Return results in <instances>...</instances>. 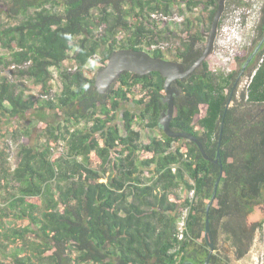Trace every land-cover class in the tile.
<instances>
[{
    "label": "trees",
    "instance_id": "obj_1",
    "mask_svg": "<svg viewBox=\"0 0 264 264\" xmlns=\"http://www.w3.org/2000/svg\"><path fill=\"white\" fill-rule=\"evenodd\" d=\"M181 1L189 9L212 5L207 24L196 17L203 30L187 17L175 33L178 44L169 47L170 58L187 67L202 51L217 0H0V226L4 217L28 221L0 230V248L7 244L2 239L19 241L13 264L204 261L205 206L218 163L205 159L193 141L159 128L165 108L159 72L123 71L104 94L94 85L97 69L116 49L166 58L151 48L169 30L150 14L167 15ZM230 4L250 5L226 0V9ZM259 14L253 45L264 33V0ZM263 52L264 46L243 72L247 83L239 92L236 64L224 73L205 60L172 83L179 94L171 129L194 135L211 159L222 123V176L209 213L214 252L208 264H229L219 251L221 240L240 259L256 232L264 235ZM69 58L71 69L64 66ZM93 58L99 67L88 65ZM50 66L58 70V94ZM257 107L263 111L252 114ZM30 118L40 126L36 137L24 124ZM142 130L153 134L143 141ZM7 133L17 142L14 167ZM257 210L262 216L249 222ZM184 212L180 238L177 222Z\"/></svg>",
    "mask_w": 264,
    "mask_h": 264
},
{
    "label": "rangeland",
    "instance_id": "obj_2",
    "mask_svg": "<svg viewBox=\"0 0 264 264\" xmlns=\"http://www.w3.org/2000/svg\"><path fill=\"white\" fill-rule=\"evenodd\" d=\"M248 1L250 4L249 6H234L233 4H230L229 7L226 9V0H225V5H224V10L223 13L226 9V13L224 14V19L222 20V23L217 31V36H216V46L219 47L216 50H211V53L209 54L208 58L206 59L207 62L209 63V66L213 71H220L227 73L231 70L233 67V59H236V56H242L243 52H247L248 49L251 50L252 47L254 46V40L257 36L256 32V25L259 20V11H258V6H260L263 2V0H245ZM255 4V5H254ZM171 17L177 16V18L180 19V24H175L170 26V31H174L173 33H168L166 34L167 38L160 41V42H165L166 44L164 45L163 49H160L161 52L164 53L166 59H171V55L169 54V47L172 46V44H178V39L176 38V31L182 25V22L185 20V18H190L193 20L195 23L198 25L201 23V21H198L196 17H201L206 24L208 23L207 16L208 12L212 9V5L207 6V8L203 7L202 5H196L193 6L192 9H189L185 7L184 5H173L171 8ZM222 13V14H223ZM239 14L241 15V19L244 20L243 24L237 25V31L239 37L237 39L236 45L232 47V49L228 50L225 48V43L227 40V35L229 32L228 26H231L235 17H238ZM178 20V19H176ZM177 22V21H176ZM202 24V23H201ZM205 24V26H206ZM230 33V32H229ZM172 34V35H171ZM208 34V31H207ZM206 34V37H207ZM236 33V35H238ZM122 35V34H119ZM234 42V40H232ZM0 52H4L2 48L0 47ZM72 53V52H71ZM227 53V54H226ZM226 57V60L224 58ZM236 61V60H235ZM72 60L69 58L67 61H65L64 66L69 67L71 65ZM89 66L92 67H99L100 63L96 60V58H93L91 61H89ZM100 68V67H99ZM98 68V69H99ZM11 68H6L3 70L5 74L12 75L10 73ZM97 69V70H98ZM58 70L57 74L52 77L51 83L53 85L52 87V92L54 94H58L59 92V79H58ZM247 83V77L243 76L240 79V82L238 84L237 90L238 92L243 90L246 87ZM29 86L30 83L28 84ZM14 121H12L13 123ZM27 123V126L30 125L32 129V137H36L37 133L39 132L40 126L37 124L36 119L30 118L28 121L24 122V124ZM21 125V124H20ZM151 132H148L146 130H142V139L143 141L146 140L147 136H150ZM10 134L7 133V138L9 140L10 144V156H9V163L11 164L12 167L16 165L17 162V156H16V143ZM190 195V193H189ZM181 196H183V193H181ZM262 216V213L257 210V212L254 215H251L248 218V221H254L260 219ZM2 220V226H0V230L8 229L10 227H23L27 225L28 221L27 220H12L10 217H4L1 219ZM5 242L7 243L4 248H0V262L6 263V264H13L12 263V253L13 249L16 247L17 242H7L2 239V243ZM21 244V243H19ZM1 247V246H0ZM219 251L223 254H227L229 256V264H264V235L262 234L261 231H257L255 235V239L253 244L251 245L249 251L246 253V255L240 259H236L234 257L233 252L230 250V247L227 243H223L222 240L218 244ZM27 251L21 252L20 255L26 254Z\"/></svg>",
    "mask_w": 264,
    "mask_h": 264
},
{
    "label": "water",
    "instance_id": "obj_3",
    "mask_svg": "<svg viewBox=\"0 0 264 264\" xmlns=\"http://www.w3.org/2000/svg\"><path fill=\"white\" fill-rule=\"evenodd\" d=\"M225 5V0H217V7L212 15V19L208 29V35L206 37L205 46L199 56L187 67H185L181 62L175 60H169L157 56H153L142 49H132V48H120L114 50L108 57L106 63L101 66L95 73L94 85L98 93L104 94L115 81V79L123 72L130 71L136 74H147L152 71H157L163 77V89L164 97L163 102L165 103V109L159 115L158 124L159 128L169 137H180L193 141L197 144L202 156L205 159L212 160L214 163L219 165V173L214 182L213 191L211 197L205 206V219H204V237L208 246V253L202 262V264H208L211 254L214 252V244L211 235L210 225H209V213L211 206L213 204L214 198L217 193L218 184L222 176V163L220 160L219 145L222 133V123L220 127V132L218 136V148L216 152V158H209L201 144V142L192 134L187 132L175 131L171 129L170 122L175 111L174 97L178 95V89L172 85V82L176 79H181L188 77L192 72H194L200 64L209 56L211 48L214 42L216 30L220 17L223 13ZM257 44L250 56L247 58L243 65V68L251 60L254 54L259 49L262 41ZM242 71L239 73V76ZM230 103V98L226 104L228 107ZM182 264H195L189 260L184 261Z\"/></svg>",
    "mask_w": 264,
    "mask_h": 264
},
{
    "label": "built area",
    "instance_id": "obj_4",
    "mask_svg": "<svg viewBox=\"0 0 264 264\" xmlns=\"http://www.w3.org/2000/svg\"><path fill=\"white\" fill-rule=\"evenodd\" d=\"M254 1H256V0H254ZM257 2V1H256ZM255 5V4H254ZM170 14H171V9H169V13L166 15V14H163L162 12H153V13H151L150 14V16H151V18L153 19V20H155L157 23H161L162 22V24H165L167 27H169L170 28V26L171 25H175V24H180V19L181 18H177V16H175V17H171L170 16ZM176 19H178V20H176ZM177 21V22H176ZM239 27H240V25H239ZM166 43L165 42H158V44H155V45H152V48L151 49H163L164 48V45H165ZM232 47H233V45H231L229 42H228V40L226 41V43H225V48L226 49H228V50H230V49H232ZM227 54V53H226ZM226 57L227 56H225V58H224V60H226ZM74 68H75V66H74ZM51 71H52V73H53V77L57 74V68L56 67H54V66H50V68H49ZM69 69H71L70 67H69ZM190 193V196L192 195V191L191 192H189ZM185 212L180 216V218H179V220H178V222H177V230H178V232H179V237L181 238L182 237V231H183V229H184V224H185Z\"/></svg>",
    "mask_w": 264,
    "mask_h": 264
},
{
    "label": "flooded vegetation",
    "instance_id": "obj_5",
    "mask_svg": "<svg viewBox=\"0 0 264 264\" xmlns=\"http://www.w3.org/2000/svg\"><path fill=\"white\" fill-rule=\"evenodd\" d=\"M57 1H60V0H57ZM62 1V0H61ZM176 5V4H175ZM178 5H185L184 4V1H181ZM199 26H200V30H203V26H202V24L200 23L199 24ZM217 31H218V29L216 30V34H215V38H214V42H213V45H212V48H211V50H216V49H218L219 47H217L216 46V43H215V41H216V36H217ZM174 32V31H173ZM172 35V34H171ZM208 35V34H207ZM262 38H264V33H263V35H262V37L257 41V43L252 47V49L251 50H249L248 49V51H247V55L245 56V59H244V61L242 62V60L243 59H241V63H240V59L239 60H237V61H235L236 59H233V61H232V63L233 64H236L237 65V67L240 69L239 70V73L242 71V74H243V72H247L248 70H249V68H250V66L252 67V66H254L255 64H256V62H257V57H256V55H257V53L259 52V50L261 49V47L262 46H264V40L262 41V43H261V45H260V47H259V49L257 50V52L254 54V56L251 58V60L247 63V65L243 68V65H244V63L246 62V60H247V58L250 56V54L252 53V51L254 50V48L257 46V44L261 41V39ZM206 42V41H205ZM204 46H205V44H204ZM204 46H203V48H204ZM203 48H202V50H203ZM202 52V51H201ZM263 54H264V52H263ZM208 58V57H207ZM206 58V59H207ZM205 59V60H206ZM204 60V61H205ZM207 61V60H206ZM239 63H240V65H239ZM201 65V64H200ZM193 73V72H192ZM191 73V74H192ZM239 73H238V75L236 76V78H235V82H234V85H236V84H239L238 82H240V79H241V77H242V74L239 76ZM190 76V75H189ZM188 76V77H189ZM184 78H186V77H184ZM182 79V78H181ZM177 80V79H176ZM175 81V80H174ZM173 83V82H172ZM172 85H174V84H172ZM175 86V85H174ZM176 87V86H175ZM177 88V87H176ZM178 89V88H177ZM179 91V90H178ZM179 94V93H178ZM164 95H165V93H164ZM177 96V95H176ZM164 97V96H163ZM175 98V97H174ZM229 98H230V100H231V96H229ZM163 100V99H162ZM165 104V103H164ZM230 104V103H229ZM165 109V108H164ZM261 111H263V107H257V108H255V109H252V114H254V115H256L258 112H261ZM162 112V111H161ZM247 117H249V115H247ZM0 264H6V263H3V262H0Z\"/></svg>",
    "mask_w": 264,
    "mask_h": 264
},
{
    "label": "clouds",
    "instance_id": "obj_6",
    "mask_svg": "<svg viewBox=\"0 0 264 264\" xmlns=\"http://www.w3.org/2000/svg\"><path fill=\"white\" fill-rule=\"evenodd\" d=\"M258 2V1H257ZM184 4H185V2H184ZM185 7H186V5H184ZM196 6V5H195ZM261 6V5H260ZM260 6H258V11H259V7ZM192 9V8H191ZM159 12H161V11H159ZM153 13V12H152ZM157 13V12H156ZM241 15L242 14H239V16L238 17H235V19H234V21H233V23H232V25L231 26H228V28L227 29H229V32H228V35H227V40H228V42L231 44V45H233V47L236 45V43L235 42H237V39H238V37H239V35L240 34H238V31H237V25H242L243 24V22H244V20L243 19H241ZM222 16V15H221ZM221 18V17H220ZM212 19V18H211ZM155 21V20H154ZM164 27L165 28H168V30L170 29L169 27H167L166 25H164ZM217 29H219L218 27H217ZM173 33L172 31H168V33ZM168 33H166V34H168ZM236 33L238 34V35H236ZM164 40V39H163ZM226 40V41H227ZM232 40H234V42L232 41ZM160 42V41H159ZM211 53V52H210ZM166 59V58H165ZM169 60H173V59H169ZM175 61H177V60H175Z\"/></svg>",
    "mask_w": 264,
    "mask_h": 264
}]
</instances>
